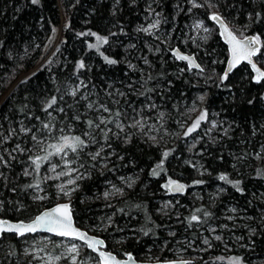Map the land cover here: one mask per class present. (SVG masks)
Segmentation results:
<instances>
[{"label": "trees", "instance_id": "16d2710c", "mask_svg": "<svg viewBox=\"0 0 264 264\" xmlns=\"http://www.w3.org/2000/svg\"><path fill=\"white\" fill-rule=\"evenodd\" d=\"M211 14L259 38L264 70V0H0V219L29 221L64 202L46 179L60 155L52 145L79 136L85 146L68 148L79 175L65 201L107 251L264 264V80L247 65L223 75L228 51ZM197 23L212 34L193 36ZM198 97L206 119L183 134ZM147 119L153 128L141 130ZM37 157H46L38 168ZM174 183L184 194L171 195ZM41 236L2 234L0 264H29L24 246Z\"/></svg>", "mask_w": 264, "mask_h": 264}, {"label": "rangeland", "instance_id": "374dc122", "mask_svg": "<svg viewBox=\"0 0 264 264\" xmlns=\"http://www.w3.org/2000/svg\"><path fill=\"white\" fill-rule=\"evenodd\" d=\"M156 26H157L156 22H152V24L150 25L151 28H155ZM192 31H193V36H199L201 38L203 37L208 38L209 34H212L211 33L212 29L206 27L203 23H197L192 28ZM50 60H51V54L47 55L39 63L37 67H40L41 65L48 63ZM16 82H18V80ZM14 86H12L8 90V92L11 91ZM204 98L205 97H198V105H193L190 108L189 122L185 123L184 125H181L179 131L183 130L187 132V129L190 128L193 125V123L199 118V116L202 114L200 105L203 103ZM137 123L141 130L148 129L149 124H150L149 129L151 130L153 128L151 122L148 121V119L146 120V122L145 120L144 121L138 120ZM122 129L124 128L121 127V130ZM186 132H183V134ZM179 136L180 133L177 137ZM75 166L76 164L69 161V149H65L63 154L59 155L58 163L52 164L48 167V174L46 179L48 182L51 183V187H53V189L57 193V197H62V200L64 202H67L65 200H67L68 197L75 190L76 180L79 175ZM70 181H74V182L70 183ZM210 231H213V228H210ZM49 237L50 236H41L36 240H31L28 243H26L24 249H27L28 252L27 253L25 252L24 257L29 264H73V261H75V264H100L98 258L97 261H94L89 255L84 254V249L87 248L82 243L75 240H69V239L66 240L62 238H58V240L55 241V240H51ZM72 245L77 246V251L75 253H69L68 251V249ZM208 248H211V246ZM180 251L181 253L183 252L182 250ZM177 253H179V251H177ZM34 257H38V258H34ZM56 257H59V259H56ZM176 260H181V261L188 260L189 262H191V259L181 256L180 254L176 258ZM147 262H152V261H147Z\"/></svg>", "mask_w": 264, "mask_h": 264}, {"label": "snow or ice", "instance_id": "6c2138e0", "mask_svg": "<svg viewBox=\"0 0 264 264\" xmlns=\"http://www.w3.org/2000/svg\"><path fill=\"white\" fill-rule=\"evenodd\" d=\"M33 3H37L38 0H32ZM194 6H199L196 5L194 3ZM213 20H217L221 23V26L224 27L225 32H227L228 36L230 37V41L233 43V48H232V55H233V62H235L236 60L240 59V58H247L251 55H253L254 53L259 51V48H254V47H247L245 48V46L243 44H241V42L236 41L235 37L232 36L231 32H228L227 27L223 24V21L221 20V18L217 15H213L211 17ZM147 31V29H145ZM98 40H100V37H97ZM104 42H106V39L104 40ZM259 38L258 37H253L251 39V41H249V44H259ZM182 59H186L189 60L190 64L192 63V61L190 60L189 57H181ZM109 63H115V61H108ZM251 63V61H249ZM80 67H83V65L81 64ZM253 67H255V65H253ZM227 76V73H225V77ZM261 78H264V73H260V75L257 77V82H259V80ZM75 93H73L74 95ZM56 103V99L53 98L51 100V102L48 104V107H51L53 104ZM91 107V105H90ZM104 111H109L107 108H104ZM206 115L207 113H202L199 118L193 123V125L187 129L186 134H190L191 132H193L200 124L201 121H204L206 119ZM100 123H104L103 120L100 121ZM89 127L93 126V122L89 121L88 122ZM135 126V125H133ZM45 128H48L49 125L45 124L44 125ZM95 127L99 128V124H96ZM117 127H120V125H117ZM28 131V130H25ZM105 135H107V133H105ZM36 137H33V140H35ZM85 146V141L83 139H81L79 136L76 137H63V142L58 144V145H52L53 148H55V154H63L65 149L70 148L73 152H77L79 149H81L82 147ZM49 155H53V153H49ZM96 155H99V153H96ZM95 158V157H94ZM40 159H46V157H37L36 160H33V163L36 164L37 168L39 167V164L37 163V160ZM3 161V157L0 156V162ZM221 179H227L226 177H221ZM74 181H70V183H72ZM171 183V182H170ZM239 182H237L238 184ZM182 185H175V189L176 190H180L182 189ZM237 190H240L239 188H237ZM198 218L193 216L192 220H197ZM39 230H43L49 233H52L53 235L57 236V237H61V238H69V239H80L83 240L85 244L88 245V247L92 248L94 251L96 250V246L100 245L102 242L98 241L96 239H91L89 240L86 236L85 233H81L78 230L74 229L72 227V222H71V215H70V209L68 205H61L58 206L57 208L53 209L50 212H46L43 215L37 216L32 223L30 224H24V223H20V224H7L6 222L0 221V233H5V232H14L16 233L18 236H24L28 233H35ZM217 239H219V237H217ZM69 253H75L77 251V246L76 245H72L69 249H68ZM25 252L27 253L28 250L25 249ZM31 254V253H29ZM99 255L101 257H104L105 254L103 252H100ZM34 258H38V257H34ZM110 258V257H109ZM56 259H59V257H56ZM129 259H131V257H129ZM73 264H75V261H73ZM105 264H107V260L105 261ZM235 264H239V261L237 260L235 262Z\"/></svg>", "mask_w": 264, "mask_h": 264}, {"label": "water", "instance_id": "95a60500", "mask_svg": "<svg viewBox=\"0 0 264 264\" xmlns=\"http://www.w3.org/2000/svg\"><path fill=\"white\" fill-rule=\"evenodd\" d=\"M214 15L219 16L218 14H214ZM219 17L223 21V24L227 27L228 32H231L232 36L235 37L236 41L241 42V44H243L245 46V48H247V47H254V48H259L260 49V43L259 44H251V45L249 44V41H251V39L253 37H255V36L250 35V36H247V37H237L235 35V33H233V31L230 29L229 25L225 22V20L221 16H219ZM210 19H211L212 23L218 29L221 42L226 46L227 51H228V58H227L226 63H225V68H224L223 75L225 76V73H227V76H228L234 70H236L237 68H239L241 65H247L249 67V69H250V71H251L254 79L257 80V77L260 75V73H264V70L259 66V64L256 61V57H257L259 51L256 52V53H254L253 55L247 57V58H243L242 57V58L236 60L235 62H233V55H232L233 43L230 41V37L228 36L227 32H225L224 27L221 26V23L219 21L213 20L212 18H210ZM172 54H173V56L177 60L185 63L186 66H187V68L189 70L198 71V72L202 71V67H201V65L199 64V62L197 61V59L195 58L194 55L189 54V53H186V52H182L178 48L173 49ZM181 57H189L190 60L192 61V63L190 64L189 60L182 59ZM249 61H251V63ZM253 65H255V67H253ZM260 80H264V78H261ZM175 185H180V184L174 183V184H172L170 186L169 189H170L171 195H173V196H179V195L184 194V192L186 191L185 187H182V189H180V190H176L175 189ZM61 205H68L69 206L72 227L74 229L78 230L81 233H85L86 236H87V238L89 240L96 239L98 241H101L102 243L100 245H97L96 246V250L94 251L92 248L88 247V245L85 244L83 240H80V239H69V238H63V239L75 240V241H78V242L82 243L83 245H85V247L90 252L94 253L97 256L100 264H105V261L106 260H107V264H186V261H181V260H168V261H157V262H147V261L141 262V261L135 260L132 255H128L125 258H119V257H117L116 255H114L113 253H111V252H109V251H107L105 249V240L102 237H99V236L90 234L85 229H82V228L78 227L75 224V221H74V218H73V214H72L71 205H70L69 202H61V203H58V204H56V205H54V206H52L50 208H47V209L43 210L37 216L43 215L46 212H50L53 209H55V208H57L58 206H61ZM37 216H35L33 219H31L29 221L13 222V221L3 220V219H0V221L6 222L7 224H12V225L20 224V223L30 224V223L33 222V220ZM2 234H12V235H16L18 238H22V237L28 236V235H37V234L49 235V236H52V237H57V236L53 235L52 233H49V232H46V231H43V230H39V231H37L35 233H28V234H26V235H24L22 237L21 236H18L14 232L0 233V236ZM57 238H61V237H57ZM100 252H103L105 254V256L104 257H101L99 255ZM129 257H131V259H129Z\"/></svg>", "mask_w": 264, "mask_h": 264}]
</instances>
